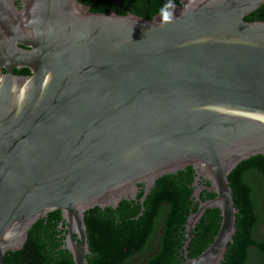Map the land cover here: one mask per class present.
Here are the masks:
<instances>
[{
    "label": "water",
    "instance_id": "water-1",
    "mask_svg": "<svg viewBox=\"0 0 264 264\" xmlns=\"http://www.w3.org/2000/svg\"><path fill=\"white\" fill-rule=\"evenodd\" d=\"M172 2L161 27L160 13L0 0V264L52 212L62 249L85 264L84 213L142 205L157 179L188 167L197 207L182 264L222 263L237 213L227 176L264 154V22L243 20L264 0ZM207 209L217 231L188 258Z\"/></svg>",
    "mask_w": 264,
    "mask_h": 264
},
{
    "label": "trees",
    "instance_id": "trees-1",
    "mask_svg": "<svg viewBox=\"0 0 264 264\" xmlns=\"http://www.w3.org/2000/svg\"><path fill=\"white\" fill-rule=\"evenodd\" d=\"M92 13L112 11L149 19L168 0H78ZM174 1V0H173ZM264 22V4L243 18ZM27 75L25 69L13 70ZM193 172L186 168L157 179L142 205L121 201L115 209L98 208L84 213L88 254L85 264H182L184 225L197 204L191 197ZM234 215L232 243L221 264H264V154L240 162L227 176ZM140 195L137 196V199ZM213 195L200 193V200ZM220 218L217 210H205L189 234L187 257L200 254L212 241ZM59 212L38 220L21 250L6 253L3 264H72L62 249L63 229Z\"/></svg>",
    "mask_w": 264,
    "mask_h": 264
},
{
    "label": "clouds",
    "instance_id": "clouds-1",
    "mask_svg": "<svg viewBox=\"0 0 264 264\" xmlns=\"http://www.w3.org/2000/svg\"><path fill=\"white\" fill-rule=\"evenodd\" d=\"M175 8H176V5L172 2V0H168V3H166L163 6V8L160 10L161 27L173 22Z\"/></svg>",
    "mask_w": 264,
    "mask_h": 264
},
{
    "label": "flooded vegetation",
    "instance_id": "flooded-vegetation-1",
    "mask_svg": "<svg viewBox=\"0 0 264 264\" xmlns=\"http://www.w3.org/2000/svg\"><path fill=\"white\" fill-rule=\"evenodd\" d=\"M63 235H64V232H63Z\"/></svg>",
    "mask_w": 264,
    "mask_h": 264
}]
</instances>
